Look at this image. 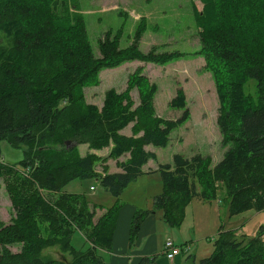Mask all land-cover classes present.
Here are the masks:
<instances>
[{"label": "trees", "instance_id": "obj_1", "mask_svg": "<svg viewBox=\"0 0 264 264\" xmlns=\"http://www.w3.org/2000/svg\"><path fill=\"white\" fill-rule=\"evenodd\" d=\"M199 1L201 10L194 6L196 54L214 79L216 123L226 149L215 165L200 153H178L171 163L147 172L160 174L162 189L150 209L134 212L131 245L151 213L161 211L169 226L180 227L192 200L215 201L220 191L229 217L264 210V0ZM71 5L76 7L71 0H0V143L27 149L19 162L27 167L23 171L1 158L0 146V185L4 182L11 205L9 220L0 218V264H54L42 252L56 246L69 255L63 264H105L99 250L112 247L119 197L144 174L143 166L156 160L146 147L167 146L170 133L189 117L182 90L169 102L184 109L181 116H157L156 85L139 70L126 91L110 88L100 107L88 103L84 88L97 83L101 70L136 60L162 65L181 53L155 47L142 52L141 28L127 47L107 32L95 51L83 16L71 12ZM250 80L254 95L245 91ZM133 86L139 90L138 104L130 94ZM128 126L129 135L122 132ZM81 144L88 145L84 155ZM103 149L106 155L93 152ZM110 159L118 172H109ZM75 179H96L114 204L103 209L84 193L67 192ZM76 231L87 248L71 244ZM238 232L220 226L212 253L198 263L191 256V263L264 264V226L253 237ZM153 259L143 257L139 264H153Z\"/></svg>", "mask_w": 264, "mask_h": 264}, {"label": "rangeland", "instance_id": "obj_2", "mask_svg": "<svg viewBox=\"0 0 264 264\" xmlns=\"http://www.w3.org/2000/svg\"><path fill=\"white\" fill-rule=\"evenodd\" d=\"M76 7H70L71 12H78L83 16L85 28L90 43L94 50H97V40L107 32L119 37L120 47H127L133 40L139 28L142 29L139 49L142 52L149 51L155 47L158 52L181 53L173 57L168 63L158 65L142 61L125 62L115 68H107L100 71L97 83L84 88L85 99L88 103L98 107L102 105L105 92L114 88L117 92H124L129 89L131 75L137 70L145 77L150 84L156 85V93L153 97V106L156 115L165 120H176L183 113L184 109L172 108L169 102L182 90L185 95V108L189 112L188 119L178 125L169 136V142L165 147L147 146L149 151L157 156V162L170 163L175 154H182L191 157L196 153L209 157L212 164H216L222 157L225 147L222 145V135L217 127L216 118L218 115V98L214 79L206 68L204 58L198 51V28L196 26L194 6L201 10L199 0H71ZM255 84L250 80L245 91L248 94H255ZM130 94L135 104L139 102V90L136 86L130 88ZM130 134V126L123 130ZM73 144V143H71ZM1 158L10 163L15 170H27V167L20 165L22 152L27 150L25 146L14 147L7 141L0 143ZM80 154L84 155L88 148L87 144L78 146ZM100 155H106L107 149L98 151ZM155 163V162H153ZM108 167L115 169V161L111 159ZM137 187L131 184L122 192L119 202L122 204L127 200L139 201L140 208L150 209L149 197L159 192L161 185L160 174L139 177L136 179ZM93 185L95 190L90 191ZM147 188V189H145ZM200 186L197 185V190ZM65 190L68 192L84 193L92 203L109 208L114 204L115 198L98 185L95 179H75L67 184ZM132 190V191H130ZM161 190V189H160ZM151 199V198H150ZM152 200V199H151ZM219 207H214L208 201L192 200L185 208V228L189 224L194 228L197 263L200 259L208 257L213 251V242L217 237L220 226L225 229H236L238 234H246L249 237L256 235L261 226H264V210H249L244 213L229 217L227 211V199L225 192L220 191L217 199ZM148 203V204H147ZM212 207L215 212H212ZM10 200L4 186L0 185V217L9 219ZM136 209V210H137ZM135 210V211H136ZM100 211L98 212V215ZM156 213L159 229L171 231L173 243L184 248V235L180 233V227L169 226L162 217ZM132 219V218H131ZM185 219V216H184ZM184 221V220H183ZM183 223V222H182ZM162 228V229H161ZM184 228V229H185ZM157 234L161 235L159 241ZM190 234L193 231L190 230ZM153 240L162 242L164 237L156 232ZM193 237V236H192ZM191 237V239H193ZM264 240V237H263ZM136 241V239H135ZM134 241V243H135ZM134 243L131 245L135 247ZM71 244L77 250H83L87 241L81 232L76 231L71 238ZM152 244V240H151ZM194 248V249H195ZM18 250V246L12 247ZM157 253L148 256L154 257V261L166 257L160 251V244L157 246ZM164 249V245H163ZM110 250H99V254L107 261ZM42 255L52 257L55 264H63L64 259H69L68 254H63L59 247H48ZM61 260V261H60ZM57 262V263H56ZM185 264H192L189 257L184 259ZM152 264V263H150Z\"/></svg>", "mask_w": 264, "mask_h": 264}, {"label": "crops", "instance_id": "obj_3", "mask_svg": "<svg viewBox=\"0 0 264 264\" xmlns=\"http://www.w3.org/2000/svg\"><path fill=\"white\" fill-rule=\"evenodd\" d=\"M127 135H129V134H127ZM78 149H79V147H78ZM146 149L149 150L147 147H146ZM87 150H88V148H87ZM79 152H80V150H79ZM93 152L98 154V151H93ZM107 153H108V149H107ZM98 155H100V154H98ZM120 160H122V159H120ZM157 160H158L157 156H156V160H149L148 163L143 166L142 170L144 171V174L140 177L150 176L152 174L156 175L157 172H154V173H147V172L149 170H156L158 167V164H163V163L157 162ZM110 161H111V159L108 161V165H109ZM114 161H115V167L116 168L111 169L109 167V172H112V173L119 171V169L116 166V160H114ZM153 162H155V163H153ZM95 181H96V179H95ZM136 181H138V180L131 182L124 190L128 189L131 184L135 185L133 187H137V183H135ZM90 187H89V190H90ZM145 189H147V188H145ZM160 189H162V185L159 186V192L161 191ZM90 191H93V190H90ZM130 191H132V190H130ZM73 193H76V192H73ZM152 194L156 195V193H152ZM153 196L149 197V202H151L150 206H152V200L151 199ZM209 203L214 205V207H217V208L219 207L218 204H220L217 199L215 201H209ZM140 204L141 203H139V201H131L129 199V200L125 201L123 206L120 208L119 213H118V217H117V223H116L115 231H114L113 238H112V249L113 250H111L110 252H107V255H109V257H108L107 261L104 260L105 264H139L140 260L143 257H148V256H151V255H154L155 253H157L156 250H158L157 246L159 244H160V251L163 254V245H164L165 241L167 239L173 240V239H171V236H172L171 231H169V230H167V231L158 230L159 229V224H158L159 220L157 219L156 213L158 212V214H159L158 217H162V213H161V211H155V212L151 213L149 216H147L144 219V221L142 222L141 227L139 229L138 236H137L136 241L134 243L135 247L132 248L130 241H129L130 223H131V218H132L135 210L137 208H140V206H142ZM147 208H151V207H147ZM212 212L213 213L215 212V209L213 207H212ZM0 218L5 222H7L9 220V219L8 220L3 219L2 217H0ZM162 219H163V217H162ZM186 219H187V214L185 215V219H184L181 227L180 228L178 227L181 230L180 233L184 235V242H183L185 244L184 248L178 245V247H180V253L177 256H175L173 260H168L167 258L165 259L163 257V258L155 260V264H185L186 262H184V259L187 257H191V256H192L191 258L195 261V263H197L198 260L196 258V254L194 253L196 248H195V245H193L191 243V242H193L192 240H195L194 228L192 229V227H190L189 224L185 228L184 225H185ZM190 230L193 231L192 235L190 234ZM156 232H160L164 237V239L161 243L153 240V237H156L155 236ZM217 233H218V231H217ZM157 237L160 241L161 235L157 234ZM191 237L193 239H191ZM151 240H152V244H151ZM87 246H88V243H87ZM87 246L85 248H87Z\"/></svg>", "mask_w": 264, "mask_h": 264}, {"label": "built area", "instance_id": "obj_4", "mask_svg": "<svg viewBox=\"0 0 264 264\" xmlns=\"http://www.w3.org/2000/svg\"><path fill=\"white\" fill-rule=\"evenodd\" d=\"M90 190H95L94 187H90ZM180 253V247L176 246L172 240L167 239L164 243L163 255L168 260H173L175 256Z\"/></svg>", "mask_w": 264, "mask_h": 264}]
</instances>
